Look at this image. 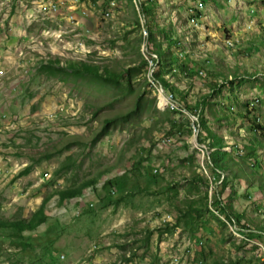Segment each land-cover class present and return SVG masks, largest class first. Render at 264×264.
<instances>
[{
  "label": "rangeland",
  "instance_id": "374dc122",
  "mask_svg": "<svg viewBox=\"0 0 264 264\" xmlns=\"http://www.w3.org/2000/svg\"><path fill=\"white\" fill-rule=\"evenodd\" d=\"M48 197L0 264H264V0H0V218Z\"/></svg>",
  "mask_w": 264,
  "mask_h": 264
},
{
  "label": "trees",
  "instance_id": "16d2710c",
  "mask_svg": "<svg viewBox=\"0 0 264 264\" xmlns=\"http://www.w3.org/2000/svg\"><path fill=\"white\" fill-rule=\"evenodd\" d=\"M157 52L159 54V62H158L159 69L166 68L168 64L170 66L174 65L175 61H173V59L172 60L169 59V57L166 56V53L162 49H158ZM57 59H58V57L55 59L54 63L59 65L61 63V60L60 59L57 60ZM48 63L51 64L52 62H48ZM65 66L71 68L74 72H76L78 74H84V73L93 74V75H96V76L102 78L103 80H105L109 83L120 82L118 74L112 73L109 68L102 67L98 64L88 63V62H85L83 60H68V61H66ZM155 76L161 81L160 83L163 82L162 84L167 90H169V91L174 90V88L160 74V71L155 73ZM193 112H195V114L197 115V117L200 120L201 129L203 126V128L205 127V130H207L208 133H211V131L206 126V124L203 122V117H202L201 113L198 114V110L196 112V109ZM188 122H191V121L188 120ZM191 126L192 125L190 124V127ZM222 147H223L222 141L213 142V143L209 144V148H212V150L214 149L210 154V159L214 163V169H215V171L219 177L222 176L221 174L223 173V171H225L227 168H229V165L224 164L223 158L225 156V154H224L225 152L220 150ZM215 148H216V150H215ZM211 160H210V162H211ZM121 179H122V177L116 178V179H111L105 183L104 187L107 188L109 186H112L113 185L112 183L117 181L118 182L117 186L120 187V185H121V188H122ZM225 181L226 180L224 179L222 181V183H225ZM92 183H95V179L85 180V181H83V183L80 186L78 185L77 187H66L63 189H57L56 194H58L60 196V199L63 201L65 199L72 198V197L79 195L85 187H87L88 185H90ZM117 190L119 192H121V194H123V190H120L118 187H117ZM49 198L50 197L44 199L41 207L33 214V216L30 219H25V218H18V219H7V218L4 219L3 218V219H1L0 218V228H11V229H13V233L17 237H19L23 240L24 239V235H23L24 231L34 230L40 224L45 222L47 217H46L44 208H45V204L47 203ZM120 198H121V196L119 198H117V201H120L121 200ZM217 201H218L217 207H216L217 210L223 211L224 213H226L225 214L226 217L231 219L230 216L233 213L232 206L231 205H225L224 203L221 202L220 199H218ZM233 214H234V216H236L235 221L237 222V224H240V226H242V227L249 228V231L246 232L245 235H247L248 237H251L252 235H254L252 233V231H253L252 228L241 225V223H240L241 217L236 213H233ZM258 230L263 231L264 227H261ZM22 242L25 244L24 241H22Z\"/></svg>",
  "mask_w": 264,
  "mask_h": 264
},
{
  "label": "bare ground",
  "instance_id": "6f19581e",
  "mask_svg": "<svg viewBox=\"0 0 264 264\" xmlns=\"http://www.w3.org/2000/svg\"><path fill=\"white\" fill-rule=\"evenodd\" d=\"M172 96V95H171ZM174 100V99H173ZM175 102V101H174ZM178 104L175 106V105H173V109L172 110H174V108H176L177 110H181V111H183V112H187V110H186V108L183 106V105H181L178 101H176ZM190 117V116H189Z\"/></svg>",
  "mask_w": 264,
  "mask_h": 264
},
{
  "label": "built area",
  "instance_id": "2783aa9c",
  "mask_svg": "<svg viewBox=\"0 0 264 264\" xmlns=\"http://www.w3.org/2000/svg\"><path fill=\"white\" fill-rule=\"evenodd\" d=\"M53 9H55V6H53ZM155 82H156V80H155ZM174 101H175V99H174ZM175 104H178L176 101H175ZM190 124H195L196 125V115H195V122H189ZM197 129H199V130H201L202 131V129L201 128H197ZM207 155H208V158H209V161H210V156H209V154L207 153Z\"/></svg>",
  "mask_w": 264,
  "mask_h": 264
}]
</instances>
